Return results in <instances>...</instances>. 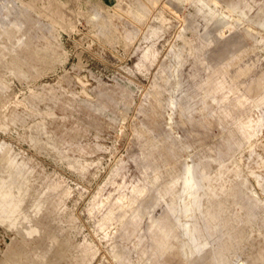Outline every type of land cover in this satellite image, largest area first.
Segmentation results:
<instances>
[{"label":"rangeland","instance_id":"obj_1","mask_svg":"<svg viewBox=\"0 0 264 264\" xmlns=\"http://www.w3.org/2000/svg\"><path fill=\"white\" fill-rule=\"evenodd\" d=\"M0 264H264V0H0Z\"/></svg>","mask_w":264,"mask_h":264},{"label":"bare ground","instance_id":"obj_2","mask_svg":"<svg viewBox=\"0 0 264 264\" xmlns=\"http://www.w3.org/2000/svg\"><path fill=\"white\" fill-rule=\"evenodd\" d=\"M187 173H189V172H187ZM187 176H189V175L187 174ZM183 234L185 236H187L188 238H192V233H190V231L188 229L183 230Z\"/></svg>","mask_w":264,"mask_h":264}]
</instances>
